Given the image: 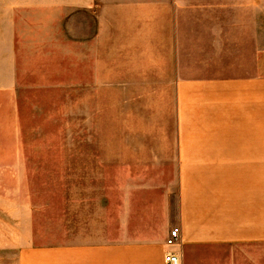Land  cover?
Listing matches in <instances>:
<instances>
[{
    "label": "crops",
    "instance_id": "crops-1",
    "mask_svg": "<svg viewBox=\"0 0 264 264\" xmlns=\"http://www.w3.org/2000/svg\"><path fill=\"white\" fill-rule=\"evenodd\" d=\"M83 1L96 11L94 34L76 39L89 46L84 68L90 79L125 75L116 77L125 80V113L141 116L125 129L153 130L145 160L159 180L125 185L117 218L88 206L73 225L59 223L56 238L26 240L15 263L164 264L172 251L181 264H264L257 0L232 10L226 0ZM173 228L180 237L168 247Z\"/></svg>",
    "mask_w": 264,
    "mask_h": 264
},
{
    "label": "rangeland",
    "instance_id": "rangeland-1",
    "mask_svg": "<svg viewBox=\"0 0 264 264\" xmlns=\"http://www.w3.org/2000/svg\"><path fill=\"white\" fill-rule=\"evenodd\" d=\"M251 2L260 37L264 0ZM82 4L0 0V264H16L15 247L35 235L56 238L59 223L73 225L88 206L117 218L125 185L159 180L145 160L153 130L125 129L141 117L125 113V80L116 78L125 75L90 79L84 68L89 46L76 39L94 34L96 11Z\"/></svg>",
    "mask_w": 264,
    "mask_h": 264
},
{
    "label": "built area",
    "instance_id": "built-area-1",
    "mask_svg": "<svg viewBox=\"0 0 264 264\" xmlns=\"http://www.w3.org/2000/svg\"><path fill=\"white\" fill-rule=\"evenodd\" d=\"M179 237H180L179 228H173L170 231L169 236L166 240V245L168 247L174 246L179 240ZM164 264H181L179 255L172 251L166 252L164 255Z\"/></svg>",
    "mask_w": 264,
    "mask_h": 264
}]
</instances>
